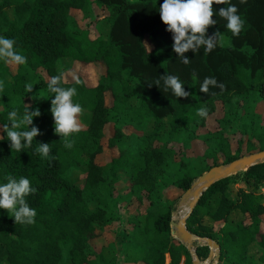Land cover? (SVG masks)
<instances>
[{"label":"trees","instance_id":"1","mask_svg":"<svg viewBox=\"0 0 264 264\" xmlns=\"http://www.w3.org/2000/svg\"><path fill=\"white\" fill-rule=\"evenodd\" d=\"M162 3L0 0V35L13 38L14 47L26 57L14 74L11 64L0 61V183H6L9 176H23L37 189L25 197L36 210L34 223L16 224L10 213L0 209V247L6 264H166L167 256L170 264H193L190 251L172 235L176 199L166 192L171 188L186 192L196 177L212 167L264 151V126L257 112L258 104H264V0H213L212 19L217 23L209 26L206 36L220 31L223 42L207 53L203 46L196 53L189 50L185 53L188 64L173 51L172 33L158 12ZM229 3L237 6L244 20L235 36L216 15V9ZM93 4L109 14L105 18L107 37L92 39L72 15V11L89 14ZM75 63L105 69L93 87L80 77L79 84L75 80L61 83L77 89L72 99L81 104V113L87 114L86 128L64 139L57 134L39 139L42 130L30 147L12 150L3 130V124L9 123L8 112L16 109L19 121L26 106L30 111L39 108L40 115L33 118L32 126L40 130L51 125L53 94L42 74L50 79L69 72ZM62 66L67 69L62 70ZM165 73L178 76L189 95L177 98L170 90L164 91L162 82L160 88L153 84ZM209 76L223 83L224 90L210 86L207 94L200 92V83ZM40 80L47 100L26 90V85ZM107 94H111L110 106ZM218 102L241 111L240 134L250 135L245 144L241 140L234 148L233 135H227L238 114L236 109L224 108L217 120L220 132L197 134L217 110ZM201 106L207 107V118L196 115ZM85 110L90 111V120ZM110 124L114 133L108 148L119 153L102 165L97 158L104 152L105 129ZM126 129L132 132L128 134ZM18 130H26V125L20 124ZM198 140L208 146L204 161H213L201 169L194 168L185 155L178 161V154L170 147L178 142L187 151ZM67 142L71 148L65 147ZM37 143L50 145L49 158L34 151ZM82 171L85 177L77 179ZM121 179L128 184L127 196L118 190ZM263 184L264 163L221 180L202 195L188 219L189 232L219 245L217 264H264V203L259 194ZM233 185L240 186L236 194ZM125 199L129 206L138 202L146 207L142 213L136 207L135 213L126 217L135 229L122 242L125 260L120 263L114 242L99 251L93 249L92 242L105 228L122 223L116 207L118 200ZM252 246L258 249V257L251 255ZM195 253L203 262L210 248L197 243Z\"/></svg>","mask_w":264,"mask_h":264},{"label":"clouds","instance_id":"2","mask_svg":"<svg viewBox=\"0 0 264 264\" xmlns=\"http://www.w3.org/2000/svg\"><path fill=\"white\" fill-rule=\"evenodd\" d=\"M243 2L244 0H241V3ZM158 12L161 21L167 26V31L172 33L173 51L184 64L189 63V59L185 56L189 50L196 53L203 46L204 52L207 53L223 42L224 36L220 31H216L211 37L206 36L209 26L217 23L216 20L212 19L214 15L213 0H163ZM216 15L226 21V29L234 36L238 35L244 26V20L238 14L235 4L229 3L226 7H219L216 9ZM14 45L15 40L13 38L0 35V61L12 65L24 64L26 57ZM64 78L65 73L61 72L51 76L47 81V89L53 94L50 111L54 121V131L62 139L79 131L77 117L83 110L81 104L72 99L76 95L77 89L61 86ZM75 82L79 84L80 80L75 79ZM161 82L164 91L170 90L172 95L177 98L189 95L185 91L184 84L176 75L165 73L160 75L153 84L160 88ZM210 86L218 87L221 91L225 88L223 83H218L215 77L209 76L202 80L199 91L207 94ZM26 90L31 92L32 88L26 85ZM39 115V108L30 111L26 106L18 121L16 109L13 108L8 112L7 117L11 126L9 123H4L3 130L12 150L20 151L22 148L31 146L33 139L39 134L38 128L32 126V121L34 117ZM196 115L200 118H207V107L197 108ZM20 124L26 125V130H18ZM71 146L70 142L65 143L66 148H71ZM34 151L42 158H49L50 145L37 143ZM36 191L37 189L31 186L27 177L21 176L16 179L9 176L6 183H0V209L10 213L16 224L30 225L34 223L36 210L29 206L25 197L34 194Z\"/></svg>","mask_w":264,"mask_h":264},{"label":"rangeland","instance_id":"3","mask_svg":"<svg viewBox=\"0 0 264 264\" xmlns=\"http://www.w3.org/2000/svg\"><path fill=\"white\" fill-rule=\"evenodd\" d=\"M94 1V0H93ZM9 13L11 14V10H9ZM72 15L78 20L79 25L82 29L87 30L90 33V37L92 39H96L99 36L102 37H107V25L105 22V18L109 15L108 12L105 9L99 8L98 6H96L95 4L92 5L91 7V12L87 15H83L82 13L76 12V11H72ZM109 32H110V26H109ZM147 46L149 49H152V46L150 44V42L147 40L146 41ZM12 70L15 72L16 71V67L14 65L11 66ZM62 70L67 69V67L62 66L61 67ZM105 74V69L102 65H96V64H91V65H84V64H80V63H75L73 65V68L69 71L65 73V81H74L77 78H82L85 82V84L89 87H93L97 84L98 80ZM42 77L45 80H49V78L46 76V74H42ZM75 78V79H74ZM42 80H40L38 82V84H34L31 85L30 87L32 88L31 93L35 94L37 96L40 97L43 100H47V98H45L43 92L41 91L40 87L42 86ZM107 104L110 106L111 105V94H107ZM135 104V103H133ZM224 108L231 110V111H235V105L229 104L226 107H224L222 102H218L217 103V110L215 111V113L211 116H209L206 120V125L204 128H199L197 130V134L198 135H206L208 133H218L221 131V128L219 127V124L217 122V120L219 119V117L222 116V112L224 110ZM2 110V106L0 105V111ZM86 112L89 113V120H90V111L85 110ZM236 111H238L236 114V116L234 117V121L231 125V127L227 130V135H233L232 136V144L234 148L238 147V143L239 141L242 140V142L245 144L249 138L250 135L247 136H242L240 134V132L243 130V125H242V114L241 111L238 109H236ZM257 112L261 115L262 117V125L264 126V104L263 103H259L257 106ZM224 113V112H223ZM50 116V124L49 126H42V124L40 126H42L39 130L40 131H44L43 135L40 134L39 139H42V137H46V136H54L56 133L54 131V121H53V117L52 114H49ZM80 117H78L77 119L81 120V122L78 120L79 123V129H85L86 127V116H84V114L80 113L79 114ZM85 121V122H84ZM83 123V125H82ZM126 132L128 134H130L132 132L131 129H126ZM2 133V126L0 124V137ZM114 133V125L110 124L107 126V128L105 129V138L103 140V144H104V152L102 155L98 156L97 160L100 164L102 165H106L108 164L114 157L118 156L119 151L116 150H111L108 148V141L109 139L113 136ZM167 139V138H166ZM164 139V140H166ZM254 143H257L256 140H254ZM170 147L176 151V153L178 154V161L181 160V157L183 155H185L186 158H184L185 160L188 159L191 161L192 165L194 166V168L196 169H201L202 167L212 164L213 161L208 160V161H204V159L202 158L204 156V154L206 153V151L208 150V146L204 143V141H194L191 143V147L189 149H187V151L184 148V145L178 142H174L172 144H170ZM220 158L222 157L221 155L219 156ZM221 161H223V158H221ZM225 165V164H222ZM85 177L84 172H79L76 175L77 179H83ZM200 177V176H199ZM199 177H196V179H198ZM195 179V180H196ZM169 182H166L164 185H168ZM170 185V184H169ZM117 187L118 190L121 192L122 195L127 196L130 192L129 188H128V184H126V181L121 179L118 183H117ZM239 185H233L231 187L232 191L234 194L237 193L238 189H239ZM167 196L176 199V202L173 204V216H174V212H175V208L174 206L176 204H178L180 202V200L182 199V197L184 196L185 192H181L180 190H178L177 188H171L166 192ZM259 194H261L263 196V203H264V184L261 187V189L259 190ZM127 199L125 200H121L117 202V210L118 213L120 214V217L122 218L121 220V224H116L113 225L109 228H105L104 230V234L102 236H100L99 238H97L95 241L92 242V247L94 250H101L102 248L107 247L110 243H115L114 244V250H116L117 255L119 256V261L120 263H124L125 260V256L122 253V242H125L126 240V236L129 237L130 233H132L135 229L134 226L130 225L127 223V216L131 213H135L136 211V207L138 208V211H140V213L145 211V205H138L139 203L136 202L135 204L129 206V204L127 203ZM188 207L185 205L183 207L180 208L176 218L180 219L181 217H183L186 213H187ZM263 218V226H264V216ZM264 229V227H263ZM173 231V230H172ZM250 252L251 255L253 257H258L259 256V251L256 247L252 246L250 248ZM0 264H6V260L4 257V251L3 249L0 247ZM166 264H170V259L167 256L166 258ZM217 264V263H216Z\"/></svg>","mask_w":264,"mask_h":264},{"label":"water","instance_id":"4","mask_svg":"<svg viewBox=\"0 0 264 264\" xmlns=\"http://www.w3.org/2000/svg\"><path fill=\"white\" fill-rule=\"evenodd\" d=\"M264 163V151L243 156L229 164L212 167L203 173L198 179L194 180L180 202L174 206L176 209L172 219V235L175 239L183 243L194 258L193 264H216L220 258V247L217 243L208 238H201L189 232L187 222L192 215L195 207L199 203L202 195L215 183L247 171L249 168ZM188 205L189 211L180 219L176 216L181 207ZM198 244H206L210 248V254L205 261L198 259L195 250Z\"/></svg>","mask_w":264,"mask_h":264},{"label":"crops","instance_id":"5","mask_svg":"<svg viewBox=\"0 0 264 264\" xmlns=\"http://www.w3.org/2000/svg\"><path fill=\"white\" fill-rule=\"evenodd\" d=\"M11 66H12V64H11ZM15 67H16V71H17V65H14ZM12 68V67H11ZM11 71H12V73L14 74V73H16V71L14 72L12 69H11ZM78 117H80V115H78ZM77 117V118H78ZM79 120V119H78ZM80 122H81V120H79ZM82 125H83V123H82ZM86 127V126H85ZM2 134V133H1ZM50 137H52V136H50ZM98 161V160H97ZM169 257V256H168ZM170 259V258H169Z\"/></svg>","mask_w":264,"mask_h":264},{"label":"bare ground","instance_id":"6","mask_svg":"<svg viewBox=\"0 0 264 264\" xmlns=\"http://www.w3.org/2000/svg\"><path fill=\"white\" fill-rule=\"evenodd\" d=\"M188 207V205H186ZM189 211V209L187 210V212Z\"/></svg>","mask_w":264,"mask_h":264}]
</instances>
